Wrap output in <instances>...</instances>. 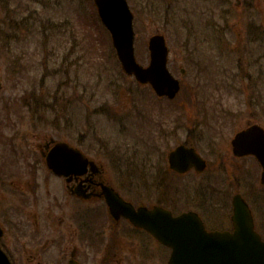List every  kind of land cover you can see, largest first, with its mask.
<instances>
[{
	"label": "rangeland",
	"instance_id": "1",
	"mask_svg": "<svg viewBox=\"0 0 264 264\" xmlns=\"http://www.w3.org/2000/svg\"><path fill=\"white\" fill-rule=\"evenodd\" d=\"M129 1L141 63L149 60L152 34L165 33L169 40L170 68L182 82L173 101L158 99L149 86L122 72L93 0L0 3L3 170L16 171L12 161H42L38 144L54 137L96 161L109 162L112 170L126 176L125 186L133 194L143 192L148 200L157 190V168L163 165L143 161L141 150L147 144L159 143L165 156L185 139L190 126V141L206 157H228L237 131L249 122L264 125V0ZM159 126L176 135L157 142ZM209 133L215 136L210 141ZM260 173L255 159L244 157L210 161L202 175L162 181L176 182L180 206L184 201L185 207L202 211L212 227L230 223L233 195L241 192L264 231Z\"/></svg>",
	"mask_w": 264,
	"mask_h": 264
},
{
	"label": "flooded vegetation",
	"instance_id": "2",
	"mask_svg": "<svg viewBox=\"0 0 264 264\" xmlns=\"http://www.w3.org/2000/svg\"><path fill=\"white\" fill-rule=\"evenodd\" d=\"M254 123L256 122H249L244 128ZM156 133L157 142L168 141L170 136L176 135L174 130H166L160 126ZM217 133L219 132H215ZM204 134L206 136L207 133ZM214 137L209 133V141ZM152 139L154 141V136ZM58 141L65 140L47 136L44 138L40 144L46 155ZM180 144L194 146L209 165L210 161L254 158L234 154L231 140L232 149L226 153L228 157L209 159L190 141L188 126L185 139L170 148L165 156L159 153L161 147L155 141L151 147L147 144L141 150L143 161H159V165H163L157 168L160 175L158 177L161 178L156 183L157 190L152 194L153 197L148 200L143 192L140 196L133 194L132 189L125 186L126 176H121L118 169L112 170L111 167H114L109 162L88 161L86 166L65 176L51 170L43 158V161H12L18 169L12 172L14 179L9 184L2 181V173L8 171L0 169L1 248L12 264H170L172 248L160 242L148 230L132 224L121 214L124 205L118 207V216L112 215L109 212L106 192L113 189L136 207L145 205L152 209L162 206L169 209L174 216L194 209L185 207L187 204L183 200L181 206L184 208L181 209L176 182L162 181L172 179L173 176L186 177L190 172H195L191 170L186 174H179L170 167L169 154ZM159 154L165 158L158 156ZM156 157L158 160H155ZM186 161H190V158ZM1 164L2 162L0 167ZM162 167L164 170L160 171ZM142 179L146 193V180L149 176L145 175ZM164 183H167L165 191ZM5 188L6 191H3ZM189 194L190 190L186 196ZM189 200L190 198L185 199L187 203ZM226 230H233V226L229 225Z\"/></svg>",
	"mask_w": 264,
	"mask_h": 264
},
{
	"label": "water",
	"instance_id": "3",
	"mask_svg": "<svg viewBox=\"0 0 264 264\" xmlns=\"http://www.w3.org/2000/svg\"><path fill=\"white\" fill-rule=\"evenodd\" d=\"M94 3L111 33L123 71L140 84H150L159 97L174 98L180 90V82L168 67L170 48L165 35L158 33L150 37V62L144 66L136 56L135 15L128 0H94ZM2 85L0 70V89ZM233 145L236 155L253 154L261 162L264 184V128L254 124L240 131L233 139ZM43 156L60 174L72 169L67 161H89L80 150L66 142L58 143L48 156L43 152ZM189 158L190 165L193 162L199 170L206 167V162L194 148L180 145L169 154L172 167L181 172L187 170L186 159ZM108 202L113 210L114 199L108 198ZM127 216L173 247L171 264H264V241L255 231L251 210L240 194L234 197L233 233L208 232L195 212L172 217L169 211L160 207L146 212V208L136 210L131 205ZM0 264H11L1 249Z\"/></svg>",
	"mask_w": 264,
	"mask_h": 264
},
{
	"label": "trees",
	"instance_id": "4",
	"mask_svg": "<svg viewBox=\"0 0 264 264\" xmlns=\"http://www.w3.org/2000/svg\"><path fill=\"white\" fill-rule=\"evenodd\" d=\"M9 1L10 0H0V3L3 4L4 7H6ZM9 15H10V13H8L6 16H9ZM8 19H10V18L8 17Z\"/></svg>",
	"mask_w": 264,
	"mask_h": 264
}]
</instances>
